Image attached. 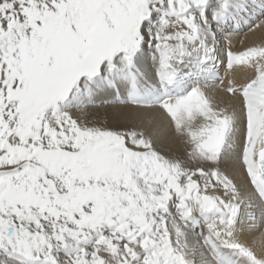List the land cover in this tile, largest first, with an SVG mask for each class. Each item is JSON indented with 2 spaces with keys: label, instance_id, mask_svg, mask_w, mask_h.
Instances as JSON below:
<instances>
[{
  "label": "bare ground",
  "instance_id": "bare-ground-1",
  "mask_svg": "<svg viewBox=\"0 0 264 264\" xmlns=\"http://www.w3.org/2000/svg\"><path fill=\"white\" fill-rule=\"evenodd\" d=\"M123 1V14L138 2ZM13 2L0 0V6ZM25 4L30 5L31 0ZM160 4L145 11L137 23L122 24V36L118 32L109 35L116 47L98 58L100 68L93 74L74 73L90 61L86 57L98 56L96 42L106 33H95L94 52H80L76 60L68 57L73 54L70 47L67 55L55 52L65 71L35 75L38 80L48 75L50 82L43 86L40 79V90L28 96L30 103L19 97L26 91L25 82L19 84L15 96L22 106L16 105L13 112L30 127L37 122L30 119L38 112L33 103L42 108L54 104L47 114L60 127L74 119L84 124L78 130L79 139L87 137L92 146L80 153L124 160L128 152L113 151L115 148L112 152L107 149L110 143L122 144L142 160L155 157L147 172L150 177L158 172V190L147 194L156 193L163 203L159 212L169 217L168 223L153 240L142 236L134 243L124 241L121 252L95 247L94 256L84 264H264V201L255 187L261 175L257 160L264 141V0H160ZM112 5L118 7L120 1L112 0ZM75 10L76 5L71 6L70 17ZM159 19L166 23L162 25ZM44 21L49 32L54 19ZM138 28L149 34L137 32ZM135 38L143 43L126 49L125 45H134ZM25 45L28 47L27 42H6L0 45V55L10 56ZM46 59L45 52L43 58L26 62V68ZM54 85L61 90L47 97ZM10 133L5 126L3 135ZM33 134L37 136V132ZM54 144L59 149L68 139L55 137ZM32 150L38 153L43 148L36 145ZM26 153L24 148L20 152L22 156ZM61 155L70 164H87L81 157ZM94 164L97 170L93 174L77 172V176L87 181L106 180L109 174L119 178L129 173L112 167L105 174L103 166ZM178 175L189 178L188 187L180 186ZM169 186L176 192H170ZM181 191L189 195L190 206L183 198L175 199L179 193L184 196ZM168 194H174L171 200ZM108 203L106 209L113 211ZM175 209L186 217L184 225L174 218ZM185 229L188 232L182 236ZM41 239L38 235L22 238L28 252L36 256L27 258L30 264H54L50 255L63 253L66 257L74 249V245L55 247L51 254L52 249L39 243ZM8 254L14 260L21 258L17 252Z\"/></svg>",
  "mask_w": 264,
  "mask_h": 264
},
{
  "label": "rangeland",
  "instance_id": "rangeland-1",
  "mask_svg": "<svg viewBox=\"0 0 264 264\" xmlns=\"http://www.w3.org/2000/svg\"><path fill=\"white\" fill-rule=\"evenodd\" d=\"M14 1L8 7L0 6V45L17 41L27 42L28 47H17L18 51L15 50L10 56L0 55V141L9 145L0 142V264H30L28 260L36 259L21 242L25 236L42 237L39 243L47 250L52 249L51 254L55 247L60 250L74 245L70 256L65 257L66 254L63 253L50 255L54 264H84V261L92 257L95 247L104 249L105 246L106 250L112 248L121 252L125 246L124 241L134 243L133 240L142 236L153 240L169 221L166 214L161 215L159 212L163 203H160L156 193L147 194L158 190V172L151 177L147 172L148 165L152 164L155 157L142 160L136 154H130L122 144L110 143L107 145L108 150L115 148L113 151L121 149L120 151L128 152L126 160H120L122 158L117 156V162L112 157L99 153H80L82 149L84 151V147L92 146L87 137L79 139L78 130L84 129V124L74 119L60 127L59 122L52 120V114H47L54 104L48 103L42 108L33 103V108L38 112L30 119L37 122L30 127L25 126L26 123L21 122L13 110L22 106L19 97L26 98V102L30 103L29 97L35 96L40 90V79L43 86L50 82L48 75L41 76L39 80L35 75L42 72H54L57 75L65 71L62 70L65 64L54 57L55 52L67 55L66 48H72L73 54L68 56L70 60L72 57L75 60L79 58L80 52H94L95 33H106L109 37L118 32L122 36V24L128 21L137 23L145 11L153 7L159 8L160 0H137L138 2L124 14L121 12V8L126 6L123 0H119L118 7L112 5V0H31L30 5L25 4L27 0ZM75 5L76 10L70 17L69 9ZM15 7L18 8L14 9ZM47 17L54 19V26L49 32H46L44 21ZM165 23V20H161L162 25ZM140 32L146 36L149 34L142 30ZM133 40L134 45L124 47L133 50V47L143 43L138 38ZM115 47L113 43V49ZM45 52V61L26 68V62L43 58ZM98 58L100 57L90 56L86 57V60H97L99 63ZM69 70L66 71L71 75ZM24 82L26 91L21 96L14 97L19 84ZM57 86L54 85L50 89L52 92L47 93V97L54 96L61 90ZM5 126L11 133L4 136ZM26 129L28 132H25ZM48 129L50 131L46 133ZM18 130L23 133L19 135ZM33 132H37V136ZM55 137H67L68 144L57 149L54 144ZM36 145L42 147L43 151H33L32 148ZM23 148L28 150L25 156L20 154ZM63 152L81 157L87 164H70L61 155ZM96 162L103 166L105 174L110 173L112 167L127 170L129 173L119 178L109 174L106 180L87 181L85 177L77 176V172L93 174L94 170H97V165L94 164ZM177 181L181 183L180 186L188 187L190 184L189 178L182 179L179 175ZM165 184L168 185L167 180ZM168 189L170 192H176L171 186ZM145 194L147 196H144ZM181 194L184 196L179 193L175 199L181 201L183 198L186 206H190L192 200L188 198L189 195L182 191ZM173 195L168 194L167 198L171 200ZM105 198L107 203L103 202ZM108 200L113 211L106 209ZM127 200L133 203H127ZM137 207L144 210H138ZM122 209L129 212L123 213L120 211ZM175 211L174 218L184 225L186 217L179 214L177 209ZM187 232L186 229L182 230L181 235L185 236ZM15 251L20 254V260H14L15 258L8 254L16 253Z\"/></svg>",
  "mask_w": 264,
  "mask_h": 264
},
{
  "label": "water",
  "instance_id": "water-1",
  "mask_svg": "<svg viewBox=\"0 0 264 264\" xmlns=\"http://www.w3.org/2000/svg\"><path fill=\"white\" fill-rule=\"evenodd\" d=\"M113 51V42L107 35H102L98 38L95 45V52L99 57H103ZM100 66L97 60L85 61L80 65L78 71L74 74L80 75L82 73L93 74L99 70ZM16 97V96H14ZM27 109V104H24V109Z\"/></svg>",
  "mask_w": 264,
  "mask_h": 264
}]
</instances>
